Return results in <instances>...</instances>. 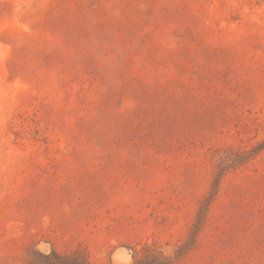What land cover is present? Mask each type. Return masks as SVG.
I'll list each match as a JSON object with an SVG mask.
<instances>
[{
    "label": "rangeland",
    "instance_id": "obj_1",
    "mask_svg": "<svg viewBox=\"0 0 264 264\" xmlns=\"http://www.w3.org/2000/svg\"><path fill=\"white\" fill-rule=\"evenodd\" d=\"M130 248L264 264V0H0V264Z\"/></svg>",
    "mask_w": 264,
    "mask_h": 264
},
{
    "label": "trees",
    "instance_id": "obj_2",
    "mask_svg": "<svg viewBox=\"0 0 264 264\" xmlns=\"http://www.w3.org/2000/svg\"><path fill=\"white\" fill-rule=\"evenodd\" d=\"M129 250L134 252L133 259H134L135 264H142V262L137 258V254L139 252H137L131 248ZM142 251L144 252L145 256L150 255L153 252L150 247H144V248H142ZM55 257H56V263L57 264H88L87 261L85 260V258L80 257V255H78V254L73 255L71 257H68V258L67 257H59V256H55Z\"/></svg>",
    "mask_w": 264,
    "mask_h": 264
}]
</instances>
